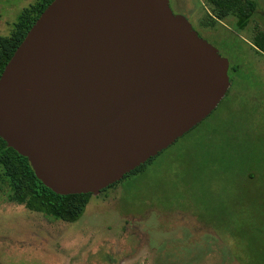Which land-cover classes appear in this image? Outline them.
<instances>
[{
    "label": "water",
    "instance_id": "95a60500",
    "mask_svg": "<svg viewBox=\"0 0 264 264\" xmlns=\"http://www.w3.org/2000/svg\"><path fill=\"white\" fill-rule=\"evenodd\" d=\"M228 68L168 0H53L0 74V138L55 194L97 195L205 119Z\"/></svg>",
    "mask_w": 264,
    "mask_h": 264
},
{
    "label": "rangeland",
    "instance_id": "374dc122",
    "mask_svg": "<svg viewBox=\"0 0 264 264\" xmlns=\"http://www.w3.org/2000/svg\"><path fill=\"white\" fill-rule=\"evenodd\" d=\"M252 1L255 14L244 30H238L232 17L214 21L202 0H168L172 13L186 18L228 60L232 69L228 94L208 118L141 174L91 195L74 222L54 220L9 202L0 185V264H261L264 191L247 181L250 187L225 198L227 189L246 181L231 178L229 188L216 191L228 206L207 208L203 174L211 162L229 161L232 150L236 157H245L252 143L249 133L261 136L263 148L264 104L245 106L234 100L238 92L264 97V55L253 45V37L264 32V0ZM33 2L0 0V36L9 34L20 11ZM242 121L245 126L240 127ZM232 131L243 133L236 142L230 139ZM202 133L212 136L213 142L203 141ZM176 163L179 169L174 174L170 165ZM251 166L255 173L264 170V164L261 170ZM242 201L249 209L237 212L238 224L217 223L225 211L236 212Z\"/></svg>",
    "mask_w": 264,
    "mask_h": 264
},
{
    "label": "trees",
    "instance_id": "16d2710c",
    "mask_svg": "<svg viewBox=\"0 0 264 264\" xmlns=\"http://www.w3.org/2000/svg\"><path fill=\"white\" fill-rule=\"evenodd\" d=\"M52 1L35 0L29 6L23 8L17 21L13 23L9 34L0 36V74L30 27ZM202 1L211 9L214 21L232 17L235 19V25L238 30H244L255 14V3L252 0ZM253 45L264 55V32H259L253 37ZM230 70L232 69L229 65L227 75L229 81L232 82V78L229 75ZM154 159L155 157L149 159L143 165L124 176L123 179L138 176L143 172L146 165ZM117 183L119 182L109 187L112 188ZM0 185L6 188L9 202L22 205L28 211L40 213L65 223L74 222L80 218L91 196V194H55L35 177L27 159L7 147L1 138ZM258 263L264 264V258L258 260Z\"/></svg>",
    "mask_w": 264,
    "mask_h": 264
},
{
    "label": "flooded vegetation",
    "instance_id": "af4514ba",
    "mask_svg": "<svg viewBox=\"0 0 264 264\" xmlns=\"http://www.w3.org/2000/svg\"><path fill=\"white\" fill-rule=\"evenodd\" d=\"M231 84H232V82L229 81V88H228L227 92L225 93V95L228 94V91H229V89L231 87ZM225 95H224V97H225ZM237 95L238 96L235 97L234 100L239 102L241 105L248 106L246 104H251V103L254 104V102H256V105H260V104L263 105L264 104V101H262L263 103L260 101V100H264V97L258 95L256 92H241V95H240V92H238ZM220 102H219V104H220ZM218 105H217V107H218ZM254 106H255V104H254ZM255 109L259 110L260 108H255ZM212 112L206 118H208L212 114ZM235 115L236 114H233V116H235ZM233 118H235V117H233ZM205 119H203V120H205ZM243 123L244 122L242 121L240 127L245 126ZM199 124H197L196 126H198ZM196 126L193 127V128H196ZM192 129H190L188 132H190ZM187 133H185L184 135H186ZM242 134L241 133H237V131L236 132L232 131V132H230V137H231L230 139H234L233 141L236 142L237 139L240 138V135H242ZM249 134H250L249 135V137H250L249 140H251L252 143H248V149H247L245 157H242L240 155L236 157L234 155L233 150H232L231 152L228 153L229 154V156H228L229 161H227V162L213 161V162L210 163V167H206L204 169V173L203 174H206V181H205V183H206V191H205V194H204V198H205V201H206L205 202V206L207 208H211L212 209V208L215 207V205L228 206V203L224 200V197L223 198L219 197L221 195L217 194V193L222 191L224 188H229L230 187L231 178L243 179V180L246 179V181L245 182L243 181V183H241V184L238 183L237 186H235L233 188L227 189L225 191V193H226L225 198L228 195H230V194H232L234 192H237L239 189H244L245 190L246 188H243V186L250 187L249 184H247V181H250L253 184V188L254 189H261L262 191H264V170H261L262 165L264 164V144H263V148L261 147V145H259V144H262L261 142H259V138H261V136H259V135L258 136H253L252 133H249ZM182 137H180V138H182ZM211 137L209 135H203V133H202V136H201L203 141H205L207 143L213 142L211 140ZM168 148H166V149H168ZM165 150H163V151H165ZM236 150L238 152L241 151L240 149H236ZM163 151L158 153L155 156V158H157ZM215 157H217L218 160H222L223 159V158H218V155H215ZM215 157H213V158H215ZM213 158H211V159L213 160ZM169 159L172 160V157H170ZM173 160L175 162L177 161L176 159H173ZM166 161H168V158L166 160H164L163 162H166ZM251 163L256 164L257 165V169H259L261 171L255 173V171L251 170V168H252ZM170 166H173L170 171H173L174 174H175V171H177L179 169L178 168L179 164H177V163L175 165H170ZM209 188H211V190H208ZM216 191H217V193H216ZM212 199H215V203H214V201ZM247 204L248 203H244V201H242L241 202V206L238 209H236V212L234 211L233 213H231L229 210L225 211L226 214L223 215V219L221 221L217 222V223L218 224L220 222L231 223V225L238 224L239 223V219L237 217V215H238L237 212H239L240 210H242L243 212L245 210H248L249 208H247L248 207ZM234 205H235V203H233V206ZM244 223H247V222H244ZM258 223H260V222H258Z\"/></svg>",
    "mask_w": 264,
    "mask_h": 264
}]
</instances>
